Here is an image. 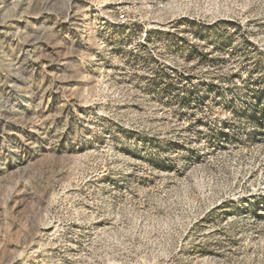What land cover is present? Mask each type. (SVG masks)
Wrapping results in <instances>:
<instances>
[{
    "label": "rangeland",
    "instance_id": "rangeland-1",
    "mask_svg": "<svg viewBox=\"0 0 264 264\" xmlns=\"http://www.w3.org/2000/svg\"><path fill=\"white\" fill-rule=\"evenodd\" d=\"M0 264H264V0H0Z\"/></svg>",
    "mask_w": 264,
    "mask_h": 264
},
{
    "label": "built area",
    "instance_id": "built-area-1",
    "mask_svg": "<svg viewBox=\"0 0 264 264\" xmlns=\"http://www.w3.org/2000/svg\"><path fill=\"white\" fill-rule=\"evenodd\" d=\"M118 21H120V22H125V21H126L125 15L120 14V15L118 16Z\"/></svg>",
    "mask_w": 264,
    "mask_h": 264
}]
</instances>
